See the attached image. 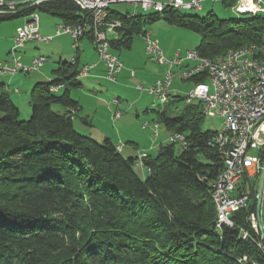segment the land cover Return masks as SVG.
<instances>
[{
  "label": "trees",
  "instance_id": "1",
  "mask_svg": "<svg viewBox=\"0 0 264 264\" xmlns=\"http://www.w3.org/2000/svg\"><path fill=\"white\" fill-rule=\"evenodd\" d=\"M37 10L65 24L92 23L72 0L27 3L0 13V22ZM160 14L172 25L202 34L196 50L203 58L264 44L261 15L233 19L230 28L213 12L199 17L166 9L146 18L110 7L107 20L121 23L108 38L112 50L131 49L134 37ZM85 37L93 40L92 28ZM78 63V57L60 62L55 79L32 88L28 120H20L19 108L0 85V264H264L261 234L249 220L258 187L249 206L232 217L234 227L216 228L210 182L224 163L210 144L217 131L202 128L203 105L187 104L177 117L163 108L151 110L169 135L185 134L188 146L161 143L156 155L144 158L149 171L142 180L137 157H124L109 138L97 141L75 130L81 107L67 86H82ZM63 86L67 89L58 94Z\"/></svg>",
  "mask_w": 264,
  "mask_h": 264
},
{
  "label": "built area",
  "instance_id": "2",
  "mask_svg": "<svg viewBox=\"0 0 264 264\" xmlns=\"http://www.w3.org/2000/svg\"><path fill=\"white\" fill-rule=\"evenodd\" d=\"M49 0H28L15 2L14 0H0V13L13 12L22 8L23 5H39ZM83 10L90 14L92 23L84 24H60L54 36L43 37L39 32L38 17L32 15V19L23 27L18 28L15 37V46L12 49L11 62L0 58V74L17 75L29 74L39 71L49 60L48 58H33L31 64L22 63L16 57L17 50L27 42L52 41L56 37L69 35L73 46L78 49V43L85 37L87 31L93 29L96 41V51L105 64V79L113 82L118 76L122 63L112 54L108 40L109 34L114 33L116 28L121 27L119 21L109 22L104 13V5L128 3L143 11L162 8L169 3L183 5L184 10L201 9L203 0H72ZM220 1V0H215ZM227 3V0H222ZM237 14H251L264 11V0H238V7L234 9ZM134 12V11H133ZM146 52L153 62L167 66L164 77L156 81L150 88L139 86L140 91H148L165 104L171 96V85L176 77L185 81L189 76H202V70L206 69L202 56L197 50L188 51L182 56L178 51L175 58H166L158 40L150 33L144 34ZM96 64L85 65L79 76H87ZM134 74V72H133ZM55 87L52 90H58ZM195 100L203 105L205 116L219 117L222 119L220 130L210 144L218 147L223 162L228 163L229 177H222L220 182H210V186L218 190L217 207L221 208V219L225 226L234 227L233 216L241 209L247 208L251 203V192L259 185L261 172L264 171V44H257L256 48H249L246 56L234 55L231 62L222 65L218 73H211V84H204L193 89L185 98L187 104ZM116 113V117L121 116ZM149 127V122L143 124V128ZM153 135L159 136L156 123L153 126ZM227 132H236L238 147L236 153H229L230 142L227 140ZM168 141L176 143L182 150L188 146L186 135L179 132L171 133ZM122 151L121 147H117ZM257 150L254 156L251 150ZM147 153L142 152L138 157V165L146 171L144 158ZM253 182V183H251ZM257 197V196H256ZM264 186L261 204V222L264 226ZM251 227L260 234L259 221L256 212L249 217ZM247 233L243 237H247Z\"/></svg>",
  "mask_w": 264,
  "mask_h": 264
},
{
  "label": "rangeland",
  "instance_id": "3",
  "mask_svg": "<svg viewBox=\"0 0 264 264\" xmlns=\"http://www.w3.org/2000/svg\"><path fill=\"white\" fill-rule=\"evenodd\" d=\"M237 5V0H227V3H223L222 0H207L203 2L201 10H185L184 12L199 17H204L213 12L220 19L226 20L231 28L233 19L250 17L249 14H237L234 11ZM110 7L124 14L141 12L146 18L149 17L150 13H153L143 11L128 3L114 4ZM34 15L39 19L41 35L46 38L54 36L58 25L65 24L61 18L46 12L37 10ZM258 15L264 16V13H258ZM31 19L32 16H19L0 22L1 59H5L3 57H6L4 53L8 52V43L17 34L18 27L25 25ZM144 30L142 35L134 37L131 49L114 52L111 48L112 54L122 63V68L115 81L91 79L87 77L91 74L89 73L87 76L79 78L82 86H67L71 97L79 102L82 109L76 112L75 130L79 134L92 137L97 141L109 138L115 144H121L120 146L124 147L121 153L126 158L140 157L143 151L150 155H156L159 145L169 142L164 123H160L157 112L151 110L163 108L168 111L170 117L181 115L187 107L185 98L195 86L193 81H183L176 77L170 88L171 96L165 104H162L160 99H157L150 92L138 89L139 86H143L145 89L150 88L156 81L164 77V71L167 68L166 65H159L149 59L144 34L150 33L154 39L158 40L165 57L170 59L175 58L178 51L181 52L182 56H185L188 51L196 50L203 38L200 33L168 23L164 20L163 14H160L154 22L146 23ZM114 34L115 32L109 35ZM92 43L95 46L94 38L91 40L84 37L83 41L78 43L77 47H80L78 53V49L73 46V39L69 35H62L52 41L27 42L23 48L17 50L16 54L34 55L37 53L38 56L47 57L49 59L47 63L53 64L55 69L60 62H72L73 57L77 55L78 66L81 70L85 65L96 64L97 67L99 62L104 64L94 50ZM11 55L12 52L8 56ZM133 71L135 72L134 75ZM66 89L63 86L58 94H63ZM30 93L24 90L21 95L12 94L13 102L20 110V120H28L31 117ZM176 96H180L184 100L178 101ZM192 104L197 105L199 101L195 100ZM54 109L58 110L59 108L54 107ZM118 111L122 113L120 117L115 116ZM86 119L90 122L88 123ZM146 122H149V127L144 129L143 124ZM155 123L156 130H159L158 137H155L152 131ZM221 125L222 119L219 117L206 116L202 122V128L209 131H218ZM250 153L254 156L258 155L256 149L251 150ZM135 170L142 180L147 178L148 173L141 166L136 164ZM262 212L264 215V206Z\"/></svg>",
  "mask_w": 264,
  "mask_h": 264
},
{
  "label": "crops",
  "instance_id": "4",
  "mask_svg": "<svg viewBox=\"0 0 264 264\" xmlns=\"http://www.w3.org/2000/svg\"><path fill=\"white\" fill-rule=\"evenodd\" d=\"M14 1L15 2H26V0H14ZM29 21H27V23ZM25 25H23V26H25ZM23 26H19L18 28L23 27ZM39 32L41 34L40 23H39ZM116 34L117 33H115L114 35L116 36ZM16 35L17 34H15L14 38H12V40H10L9 43H8L9 44L8 45V49H7L8 52L6 51L7 53L6 54L4 53V55H6V57H3V58H5L4 61L9 62V63H12L11 62L12 57L11 56H8V55L11 53L12 48H14V46H15V37H16ZM81 41H83V39ZM93 48L96 51L94 44H93ZM79 51H80V47L78 48V53H79ZM163 54H164V52H163ZM16 57L18 58L19 61H21L24 64H31L32 61H33V58H35V57H44V56H38L37 53L34 54V55L33 54L32 55H28L27 53H22V54H19V55L16 54ZM75 57H77V55L74 56L73 59ZM78 62H79V60H78ZM48 63L45 64L38 72H33V73H29V74L19 73L17 75L0 74V85L2 86V88H3L4 91H6L7 93H9V95H10V97H11L12 100H14L13 99L14 97H13L12 94L21 95V93L24 90L26 92L28 91L30 93V91L32 90V88L37 83L50 82L53 79H55V77H56L55 76V73H54L55 66L53 64H48ZM158 64L161 65V63H158ZM162 65H164V64H162ZM105 71H106L105 65L102 62H99L98 63V66L96 68H94L91 71V74L89 76H87V77L88 78H91V79H95V80H100V79L102 80V79H105V77H104L105 76ZM81 77L82 76H79V78H81ZM194 85H195V83H194ZM59 90H61V89H59ZM168 136H169V133H168ZM117 145L120 146L121 144L118 143ZM123 150H124V147L122 148V151ZM147 154H149V153H147ZM137 158H138V156H137Z\"/></svg>",
  "mask_w": 264,
  "mask_h": 264
},
{
  "label": "bare ground",
  "instance_id": "5",
  "mask_svg": "<svg viewBox=\"0 0 264 264\" xmlns=\"http://www.w3.org/2000/svg\"><path fill=\"white\" fill-rule=\"evenodd\" d=\"M204 1H207V0H203V2ZM213 1H215V0H213ZM237 2H238V0H237ZM110 6L111 5H104V13H105L106 19L108 17V9L110 8ZM236 7H238V5ZM166 9H175V10H183V11H185L184 8H183V5L178 4V3H169L168 5H164L162 8H157L155 10H148V11L149 12H153V13H162ZM201 9H194V10H201ZM13 12H15V11H13ZM258 13H264V11H257L256 13H251V14H254V16H255V15H258ZM133 16H136V12L133 13ZM256 46H257V44H252V45H249V46H246V47H242V48H239V49H236V50H230L226 54L218 56V57H216L214 59H209V58H203L202 57L203 63H209V64H206V69L202 70V76H189V78L186 79L185 81H194V80H196L198 78L202 79L203 80L202 82L195 83L194 89H196V88H198V87H200V86H202L204 84H211V73H218L220 71V68L222 67V65H227L228 63L231 62V60L234 57V55L246 56L248 51H249V48H256ZM95 48H96V41H95ZM39 58H46V57H39ZM134 74H135V72H134ZM54 91L57 92L58 90H54ZM227 140L230 142L229 153H236L237 147H238V140H237V137H236V132H227ZM119 147H121V149L123 148L122 146H119ZM223 163H224V169H223L222 173L213 182H220L222 180V177H229V166H228V163H226V162H223ZM210 187L212 189L213 200H214V202L216 204V208H217L216 228L217 229H221V228H223L225 226V223H224V220L221 219V208L217 207L218 190H217V188H214L212 186H210Z\"/></svg>",
  "mask_w": 264,
  "mask_h": 264
},
{
  "label": "water",
  "instance_id": "6",
  "mask_svg": "<svg viewBox=\"0 0 264 264\" xmlns=\"http://www.w3.org/2000/svg\"><path fill=\"white\" fill-rule=\"evenodd\" d=\"M263 186H264V171L261 172V177L257 191V202H256V217L258 218L259 221V230H260L261 238L264 242V226L261 222V204H262Z\"/></svg>",
  "mask_w": 264,
  "mask_h": 264
}]
</instances>
